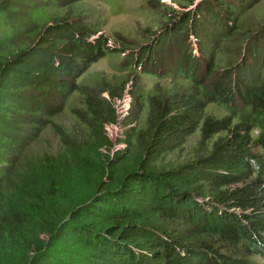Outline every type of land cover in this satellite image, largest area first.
Here are the masks:
<instances>
[{"label": "trees", "instance_id": "trees-1", "mask_svg": "<svg viewBox=\"0 0 264 264\" xmlns=\"http://www.w3.org/2000/svg\"><path fill=\"white\" fill-rule=\"evenodd\" d=\"M157 2L154 9L168 20L159 24L164 44L183 51L187 65L177 73L188 83L174 79L186 84L171 87L165 108H150L148 125L139 134L126 131L125 147L114 152L106 126L119 123L112 100L123 96L90 95L78 82L110 50L90 40L99 32L80 16L43 19L37 9L32 17L30 0H0V264L264 262V63L247 68L243 58L230 79L231 70L217 77L223 55L211 56L208 75L197 76L185 46L189 31L202 27L200 15L215 28L223 19L217 3L230 20L232 0H210L195 14ZM145 47H138L142 60ZM139 73L133 68L127 77ZM75 93L83 100L75 123L57 124ZM211 104L227 115H207ZM196 131L209 142L204 154L176 167L158 165Z\"/></svg>", "mask_w": 264, "mask_h": 264}, {"label": "rangeland", "instance_id": "rangeland-1", "mask_svg": "<svg viewBox=\"0 0 264 264\" xmlns=\"http://www.w3.org/2000/svg\"><path fill=\"white\" fill-rule=\"evenodd\" d=\"M30 1L36 7L28 4L26 13L32 17L37 9L40 11L38 16H44L43 19L66 14L80 16L89 26V31L99 32L91 39H96L97 45L100 43V45L103 44V48L110 49L103 58L94 64H89V70L79 77L78 82L89 89L90 95L100 96V98L111 99L109 93L105 90L115 91L123 98L131 97L130 112L125 117L119 113L118 127L110 129V125L106 126L107 134L114 144L122 143L120 139L125 137L126 131L130 129H134L132 132L137 131L136 134H139L148 125L150 108L153 107L159 110L156 106L159 103L163 109L165 108V100L173 95L171 87L174 88L175 85L181 83V81L174 79L186 81L180 78L177 69L186 67L187 59L184 57L182 50L179 52L177 43L168 44L166 40L164 44L166 35L159 29V24L167 23L168 20L162 18L160 14L162 11L158 12L154 9V7L160 8L157 0ZM161 1L179 12H184V14H195L202 4L209 5L210 3V0H193L190 6L182 8L175 2L181 5L184 0ZM257 1L232 0L233 14L230 17L232 24H230L231 21H228L230 25L227 24V15L224 12V10L227 11V8L222 3H217V6H220L219 9L216 4H213V9L208 11L209 15L214 16V9L216 8L223 16V19L218 16L220 19L217 20L215 28L211 25L210 17L207 20V18L201 19V17H206L205 15L199 16L198 26L202 25V27L189 31L191 37L188 36L185 40V46L188 50L192 52L195 48L199 53L200 58L192 54L194 59L190 62L197 76L207 74L205 66L211 56L215 58L223 55L226 64L223 63L225 67H216L218 70L217 77H222L224 71L229 72L231 70V74L229 73L230 79L237 74V65L243 58L246 59L247 68L253 67L258 70L261 63H264V1L256 3ZM253 3L256 4L249 7ZM235 8L241 9V12L236 14ZM247 8L249 9L245 14L244 9ZM180 24L182 25V23ZM191 24L192 22L185 24L183 28L189 27L191 29L193 27ZM206 25L209 27H206ZM148 28L151 29V32H154L153 35H149L151 33L147 32ZM167 28L169 31V27ZM248 29L251 30L247 32ZM231 35L235 38L227 45L228 38ZM100 39L102 42H100ZM144 39L145 42L141 43ZM180 41L184 43V40L178 42ZM138 43H141L139 46L142 44L147 45L143 49V55L147 54L148 56L147 60L139 58L142 48L138 49V46L135 51L132 50V46ZM256 46H261V54L254 55L253 49ZM129 56L130 58H128ZM132 67L137 71H145L146 73L140 72L139 77L135 76L130 79L127 75L132 71ZM155 75L163 77L162 80L159 81ZM168 75L171 77H168ZM217 77H212L211 80H216ZM186 82L188 83V81ZM125 83H127V86L123 91V84ZM139 93H143V95L138 99ZM70 98L63 114L56 121L57 124L65 127H71L75 123L73 122V113L82 108L83 100L77 93L71 95ZM123 98L112 100L118 111H120ZM227 113L224 107L218 105L211 104L206 108V114L215 117H224ZM47 135L53 141L56 139L55 136L53 139L54 134L51 131H48ZM201 138V131H196L188 137L186 143L178 144L175 149H171L168 154L164 155L158 165H166L168 168L195 161L198 155L204 154L209 148V142L202 141ZM55 144L53 143V145ZM256 260L261 264L264 263L261 258L256 257Z\"/></svg>", "mask_w": 264, "mask_h": 264}, {"label": "built area", "instance_id": "built-area-1", "mask_svg": "<svg viewBox=\"0 0 264 264\" xmlns=\"http://www.w3.org/2000/svg\"><path fill=\"white\" fill-rule=\"evenodd\" d=\"M130 99H125L122 103H121V108L120 111H118V113H121L123 117H125L128 114V110H129V101ZM119 124L117 125H110V129L111 128H116L118 127ZM125 145L123 143H119V144H115L114 145V149L113 151L116 152L118 150H120L121 148H124Z\"/></svg>", "mask_w": 264, "mask_h": 264}, {"label": "clouds", "instance_id": "clouds-1", "mask_svg": "<svg viewBox=\"0 0 264 264\" xmlns=\"http://www.w3.org/2000/svg\"><path fill=\"white\" fill-rule=\"evenodd\" d=\"M235 9H236V8H235ZM237 10H240V12H241V9H237ZM226 15H227V14H226ZM227 17H228V15H227ZM226 21H227V24H228V25L232 24L231 19H230V20H227V18H226ZM228 21H231V23L229 24ZM90 40L93 41V40H96V39H93V40L90 39ZM193 40L195 41L196 39L194 38ZM191 41H192V40H191ZM194 43H195V42H194ZM187 50H188V49H187ZM188 54H189V58H190V57H193V58H194V56H197L198 58H200V57H199V53H198V51H197L195 48L192 50V52H191L190 50H188ZM192 54H193L194 56H193ZM123 55L125 56V54H123ZM139 72H145V71H139ZM145 73H146V72H145ZM148 74H150V73H148ZM235 78H236V75H235V77L232 78V79H235ZM123 99H124V100H125V99H130V100H129L130 102H129V104H128V106H129L128 114H129V112H130V108H131V97H130V96H127V97H125V98H123ZM124 100H123V101H124ZM117 112H118V109H117ZM128 114H127V115H128ZM127 115H126V116H127ZM118 116H119V113H118Z\"/></svg>", "mask_w": 264, "mask_h": 264}]
</instances>
